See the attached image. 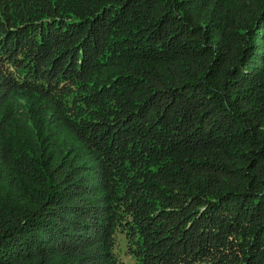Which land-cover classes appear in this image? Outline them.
<instances>
[{"label":"trees","instance_id":"obj_1","mask_svg":"<svg viewBox=\"0 0 264 264\" xmlns=\"http://www.w3.org/2000/svg\"><path fill=\"white\" fill-rule=\"evenodd\" d=\"M0 17V264H95L118 225L143 258L264 264V0H0Z\"/></svg>","mask_w":264,"mask_h":264},{"label":"rangeland","instance_id":"obj_2","mask_svg":"<svg viewBox=\"0 0 264 264\" xmlns=\"http://www.w3.org/2000/svg\"><path fill=\"white\" fill-rule=\"evenodd\" d=\"M250 1L252 3L255 2V0H250ZM192 10H193V13H195L197 8L196 7L192 8ZM1 18L2 17H0V23L2 20ZM5 18H6V16H4V19ZM0 29L3 30L2 27H0ZM248 31H249V27L246 30V35L248 34ZM33 34L36 36V32ZM46 35H48V34H46ZM256 40L257 39H255V41ZM4 44H2V45L0 44V45L2 47H4ZM15 56H16V54L13 53V57H15ZM71 59H72L71 57H67L64 60V57H63L62 61L56 66V68L59 69L61 71V73H63L64 72L63 70H66L67 68H69L72 65ZM45 61H46V57H44L42 62L44 63ZM17 62L18 61H16V63ZM18 69L20 71L22 70L21 67H19ZM18 69H15V70L10 69V70L15 72ZM40 70L41 69L39 68L38 74H37V76L39 75L38 77H41L40 76L41 75ZM120 83H123V81H120ZM133 119L136 120V118H133ZM115 129L116 128L109 129L108 130L109 135H112V133L115 132ZM120 130L118 132H120ZM99 164H100L99 161L96 159V162L95 161L92 162L91 167H90V177H92V182L96 183V195H94V197L96 198V200L94 201L96 207H94V209H93V214H96L99 211L101 216H105V215H108V213H107L108 209H105V207L107 206V203L104 200L105 197H102V194H103L102 190H104L106 187L104 186V182H102L98 179V177H104L103 173H102V176L100 175V170L102 172V166ZM107 169H108V167H107ZM108 177H110V173H108ZM118 186H119V183H118ZM107 187H108V183H107ZM107 190L109 191L110 195H112L114 193L113 189H107ZM100 191H101V193H100ZM131 200H133V199H131ZM123 212L124 211L120 210V209H113L112 213H111L113 220H119V219L122 220V218H124L122 216ZM120 228H121L120 225L116 226V229H115L116 232L114 233L115 235L113 234L109 238L108 246H107V241L105 242L104 245H106L107 250L104 251V253H102V254L95 255L94 257L92 256V260L95 262V264H167L168 262L166 261L167 260L166 256L168 259L169 258L171 259V256L174 254L175 250H177L180 247L179 244H177L179 247H173V245H171V246L167 245L168 248H166L164 246L158 247L157 245H155L154 247H156L158 249L157 251H159V253H161V252L164 253L166 256H163V255L151 256L150 255V256L143 258V257H140V255H138V256L136 255L137 252H136L135 247H134V241L131 240V235H130L129 231H127V229H130V228H128V225H124L123 228H121V229ZM200 228H201V226H198L197 232ZM84 232H85V235H84L85 237L87 235L93 237L97 233V231L94 230L93 226H88ZM192 236H193V233H188L187 234L188 240L192 239V238H198V237H192ZM194 236H197V235H194ZM149 239H150V237H149ZM173 264H175V263H173ZM181 264H183V263H181Z\"/></svg>","mask_w":264,"mask_h":264}]
</instances>
